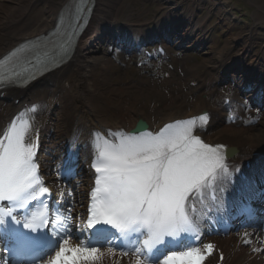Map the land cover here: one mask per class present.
<instances>
[{
    "label": "bare ground",
    "instance_id": "obj_1",
    "mask_svg": "<svg viewBox=\"0 0 264 264\" xmlns=\"http://www.w3.org/2000/svg\"><path fill=\"white\" fill-rule=\"evenodd\" d=\"M7 1L8 7L5 8V3L0 0V53L11 48L21 39L42 34L54 26L58 11L66 3V0ZM209 1L214 8L228 17L239 16L236 13L238 9L231 4V0ZM248 1L251 3L250 13L253 18L256 21L263 19L264 0ZM119 2L120 0H97L98 14L104 15L107 22H114V7ZM167 14H169L168 11ZM240 22L248 26L241 17ZM96 27L95 20L91 29L81 36L76 56L61 68L64 71L57 74L55 82V79L49 77L50 80L47 83L42 85L32 83L28 90L16 94L17 97L22 98L23 103L36 98H43L45 101L46 96L51 99L58 98L52 112L54 115L49 117L51 120L49 123L54 128L52 134L54 144L61 140L63 135L75 131H78L81 138L87 140L92 129L114 128L117 124L130 128L134 126L139 115L147 119L150 128H155L174 116L197 110L203 101L208 103V108L213 113V132L210 129L208 131L217 138L237 145L241 153L240 157L256 149V146L264 144V120L249 126L226 123L222 112L225 108L216 103L215 93L204 100L199 95L201 92H197L199 90L197 87L202 85L201 80L197 86L190 87L182 95L172 94L170 87H156L143 82L131 81L125 84L121 81H113L111 75L102 70L103 66L106 68L111 66L113 60L108 56V46L100 43V36L96 37L100 31ZM227 49L230 50V48ZM207 76V85L212 84L213 87L215 81L213 76ZM215 91L217 92L218 88ZM13 107L14 100L0 102V123ZM82 196L83 194L80 193L79 197ZM237 238L238 234L234 235V233H229L223 238L221 245L224 246L226 253V264H240L248 252L251 255L256 254L255 245L240 252L236 245ZM106 251L108 256L106 260L98 259L96 263L93 259L81 260V264H143L133 255L126 257L119 252H114V256L111 257V253ZM107 258H113V260H107ZM252 264H264V248L257 252Z\"/></svg>",
    "mask_w": 264,
    "mask_h": 264
},
{
    "label": "snow or ice",
    "instance_id": "obj_2",
    "mask_svg": "<svg viewBox=\"0 0 264 264\" xmlns=\"http://www.w3.org/2000/svg\"><path fill=\"white\" fill-rule=\"evenodd\" d=\"M26 128L15 124L0 139V202L22 204L27 189L40 183L38 166L33 162L34 145H25ZM193 121L179 122L157 135H130L117 144L104 141L100 152L101 162L94 164L96 173L92 213L99 217L95 223L105 222L117 227L141 221L149 227L152 240L165 234L191 228L185 211L189 192L198 189L206 177L223 168V157L216 148L193 137ZM5 140L7 143H5ZM103 183V187L100 185ZM44 187L40 193H48ZM13 209L0 207V223L13 215ZM36 217L23 224L24 229H36ZM93 222L89 221V227ZM17 251L22 242L13 237ZM63 240L47 264H79L81 260L94 259L100 251L91 247H69ZM149 243V241H145ZM206 248H211L208 244ZM204 255L199 248L172 252L164 261L171 264H201Z\"/></svg>",
    "mask_w": 264,
    "mask_h": 264
},
{
    "label": "rangeland",
    "instance_id": "obj_3",
    "mask_svg": "<svg viewBox=\"0 0 264 264\" xmlns=\"http://www.w3.org/2000/svg\"><path fill=\"white\" fill-rule=\"evenodd\" d=\"M236 1H237V5L239 4L238 6H240L243 10H250L251 3L248 0H236ZM5 4L8 5L7 3ZM121 7L122 9L120 11V18L124 20H127V21L131 20V21L139 22L147 18L146 7L142 0H122ZM194 61L196 60L188 57L186 60H182V64L180 66L177 61V64L180 67L179 69L180 75H183L186 69ZM110 72L115 78L126 80L127 78L132 76V74H135V72L137 71H135L134 69L125 70V64L123 62V63L117 64L116 68H110ZM137 73L138 75H141L140 71H138ZM158 82H160V79H158ZM262 116H264V114ZM256 124L258 123L256 122Z\"/></svg>",
    "mask_w": 264,
    "mask_h": 264
}]
</instances>
